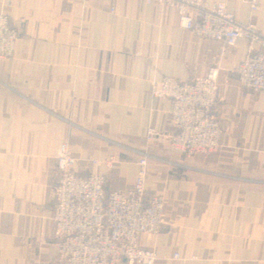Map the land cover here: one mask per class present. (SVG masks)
Masks as SVG:
<instances>
[{
    "label": "crops",
    "instance_id": "obj_1",
    "mask_svg": "<svg viewBox=\"0 0 264 264\" xmlns=\"http://www.w3.org/2000/svg\"><path fill=\"white\" fill-rule=\"evenodd\" d=\"M205 2L264 31V0L259 12L247 0ZM0 13L19 34L0 60V264H65L53 221L64 144L75 171L107 177L108 192H133L147 157L145 189L163 197V225L139 246L156 264H264V93L235 73L246 41L198 37L176 10L144 0H0ZM212 68L221 144L186 157L166 139L176 133L172 101L151 91ZM108 159L121 167L91 163Z\"/></svg>",
    "mask_w": 264,
    "mask_h": 264
},
{
    "label": "built area",
    "instance_id": "obj_2",
    "mask_svg": "<svg viewBox=\"0 0 264 264\" xmlns=\"http://www.w3.org/2000/svg\"><path fill=\"white\" fill-rule=\"evenodd\" d=\"M144 1L147 5L176 10L181 29L198 37L224 43L227 48L246 41L247 54L235 73L244 90L264 93V31L239 23L223 3ZM247 3L253 12L261 11L259 0ZM18 38L9 17L0 13V60L13 57ZM217 79L218 69L212 68L205 77L193 82L163 78L154 84L152 95L173 103L176 133L166 136L172 151L194 157L219 149L223 131L217 119ZM91 163L95 168L106 166L109 170L121 167L114 159ZM75 166L76 159L68 145H62L56 159L58 183L53 204L60 259L65 264H156V254L139 246L143 235H157L163 225L164 199L156 194L147 195L145 189L147 157L138 163V176L130 193L108 192L107 177L80 175Z\"/></svg>",
    "mask_w": 264,
    "mask_h": 264
}]
</instances>
